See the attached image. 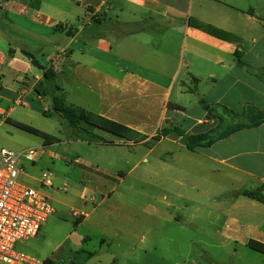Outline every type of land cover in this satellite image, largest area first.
Instances as JSON below:
<instances>
[{
  "label": "crops",
  "instance_id": "crops-1",
  "mask_svg": "<svg viewBox=\"0 0 264 264\" xmlns=\"http://www.w3.org/2000/svg\"><path fill=\"white\" fill-rule=\"evenodd\" d=\"M208 25L215 27L218 34L204 29ZM23 50L42 55L46 61L43 64L54 68L55 82L62 88L60 93L67 104L95 112L143 136L141 139L119 137L99 130L106 141L96 144L103 149L105 146L143 145L151 151L162 141H170L178 146L180 153L190 151L214 162L213 171L235 170L244 174L240 181L251 179L258 183V188L238 187L236 194L243 189L262 187L264 122L194 150L188 148V137L224 125L226 116H243L250 108L264 111V79L258 75L264 73L261 62L264 0H0V135L16 143L18 149L19 143L14 138H19L21 128L14 125V121L40 129L34 122L38 123L39 115L52 109L49 98L36 89L44 71L34 66ZM185 52L202 58L208 65L204 68L191 59H181ZM184 68L187 70L183 73ZM186 77L197 84L195 89L187 88V81H179ZM203 83L207 87H203ZM177 84L181 97L197 92L198 105L188 107L181 97L173 101ZM19 105L26 111L19 113ZM107 133L109 136H105ZM20 146V149L27 147ZM103 149L97 163L80 157L70 158L68 173L56 174L54 185L44 189L53 202L67 206L57 194L60 190L68 191L71 186L82 208H87L89 202L94 205L89 211L76 209L82 214L76 216L80 220L78 229L100 206L96 204L95 195L90 200L87 198V192L93 190L89 183L102 179L101 174L121 180L127 176L123 171L115 174L103 168V162L112 163L113 154ZM170 154L171 158L177 155L174 149L165 152L161 161L164 171L169 170L167 156ZM57 157L60 158L45 148L36 164L26 166V175L35 181L36 187L40 188L42 172L50 168ZM123 157L129 161L128 155ZM71 170L80 175V185L73 183ZM177 172L176 176L167 174V178L183 184L184 176ZM199 188V185L192 186L195 190ZM110 193L114 201H124L123 195L113 188L108 194L100 192L101 202L107 201ZM221 193L214 184H209L205 192L207 196ZM58 212L56 208L51 217ZM49 221L38 236L32 238L35 242L52 244ZM228 238L254 250L249 241L264 244V229L249 230L235 225ZM71 239L72 251L92 258L88 253H79L87 237L76 230L65 236L50 253L39 248L42 260L36 259L40 264L46 259L63 264V247ZM145 240L143 237L142 241ZM135 251L132 246L127 247L126 252L131 255ZM71 264L80 263L73 259Z\"/></svg>",
  "mask_w": 264,
  "mask_h": 264
},
{
  "label": "rangeland",
  "instance_id": "rangeland-1",
  "mask_svg": "<svg viewBox=\"0 0 264 264\" xmlns=\"http://www.w3.org/2000/svg\"><path fill=\"white\" fill-rule=\"evenodd\" d=\"M36 56L46 64L42 55ZM261 56L263 59L260 60L262 59L261 62L264 64V51ZM181 59H191L204 68L208 65L207 61L194 57L189 52H185ZM183 70L184 73L187 69ZM182 79L188 82L187 88L195 89L197 84L187 77L179 81ZM203 87H207V84L203 83ZM179 88V84L174 88L173 101L181 97ZM182 97L184 105L188 107L198 105L200 99L197 92H188ZM239 103L237 99V108L240 107ZM18 108L19 113L26 111L23 105H19ZM226 120L224 125L242 122L245 118L231 115L226 116ZM38 121L34 122L37 127L59 138V142L45 146L47 150L60 156L46 169H50L55 175L64 176L70 170V158L80 157L86 162L97 163L103 147L76 139L69 123L61 116L39 115ZM186 121L188 124L189 119ZM18 132L19 138L14 140L19 143V149L20 145L27 147L44 145L43 139L39 136L22 129ZM106 135L109 136L108 133ZM136 138L141 139L139 136ZM2 147L18 149L16 143L8 142L7 137L5 139L0 135V149ZM105 148L103 150L112 151L113 154L112 163L103 162L104 164H101L103 168L106 167L115 174L123 171L127 176L121 180L116 176L101 174L99 176L102 179L89 183L93 190L87 192V198L90 200L92 195L96 196V204H100L98 211L86 218L83 226L78 229L80 220L74 216L73 211L76 209L89 211L94 205L89 202L87 208H82L73 195L71 186L68 191L60 190L57 198L67 206L53 202L59 212L49 221L48 233L52 244L47 241L35 242V239L21 240L17 243L18 249L40 261L42 254L39 248L50 253L65 236L78 230L87 237L83 248L92 252L93 256L90 259L86 258V255L76 254L75 250L72 251L74 244L71 239L63 247V250L65 249L64 261L61 262L63 264H71L73 259L80 264L114 262V264H264V254L232 242L228 238L235 225L249 230L264 229V204L236 194L238 187L258 188L257 182L251 179L240 181L244 174L235 170L222 168L221 172L213 171L214 162L206 161L200 154L190 151L183 150L180 153L178 146L172 145L170 141H162L151 151L143 145L134 147L116 145ZM171 149H174L177 155L174 158H171L173 157L171 154L167 156L170 166L168 171H164L161 161L166 156L165 152ZM124 155H128V162ZM215 165L221 167L216 163ZM178 170L180 172H177ZM71 172L73 183L80 185V175L73 170ZM176 172L184 176L183 184L177 183L173 178L171 180L167 178V174L176 176ZM21 181L35 186V181L27 175L22 176ZM209 184H214L215 189L222 193L207 196L205 192ZM193 185H199L200 188L192 189ZM113 188L123 195L124 201H114L110 193L111 197L101 202L100 192L108 194ZM143 237L146 239L145 242L142 241ZM26 243L29 247H25ZM132 246L136 251L129 255L126 252L127 247ZM0 264L5 263L0 261Z\"/></svg>",
  "mask_w": 264,
  "mask_h": 264
},
{
  "label": "built area",
  "instance_id": "built-area-1",
  "mask_svg": "<svg viewBox=\"0 0 264 264\" xmlns=\"http://www.w3.org/2000/svg\"><path fill=\"white\" fill-rule=\"evenodd\" d=\"M44 152V146L0 149V260L7 264H40L18 249L17 243L38 236L56 212L52 199L44 191L54 185L53 171L42 172L40 188L21 181L26 166L36 164ZM74 215L82 214L75 210Z\"/></svg>",
  "mask_w": 264,
  "mask_h": 264
},
{
  "label": "trees",
  "instance_id": "trees-1",
  "mask_svg": "<svg viewBox=\"0 0 264 264\" xmlns=\"http://www.w3.org/2000/svg\"><path fill=\"white\" fill-rule=\"evenodd\" d=\"M204 29L212 33H217V29L210 25L206 26ZM23 52L31 59L34 66L44 71L43 80L36 86L37 91L44 97H48L52 104V110L45 111L44 114L47 116L59 115L65 119L72 129V134L77 139L85 140L89 143H101L102 141H106L97 130H103L119 137L132 138L135 136L136 138V136H139L138 133L121 123L104 118L80 106L67 104L65 97L60 93L62 88L55 82L56 72L54 68L44 65L33 53L27 50H23ZM258 75L264 79V73L261 72L258 73ZM210 111H212L211 108ZM243 117L245 118L243 122L221 125L206 133L189 135L188 148L194 150L200 146H211L216 141L227 138L237 130L257 126L264 122V111L250 108L243 113ZM14 125L29 133L40 136L44 140L46 146L59 142V138L56 135L44 132L31 125L17 121H14ZM139 137L143 138V136ZM239 195L264 202V183L259 189H243L239 192ZM249 246L256 251L264 253V244L259 241L250 240ZM79 253H88L89 256L93 255L92 252H87L85 249L80 250ZM42 264H54V262L51 259H46Z\"/></svg>",
  "mask_w": 264,
  "mask_h": 264
}]
</instances>
